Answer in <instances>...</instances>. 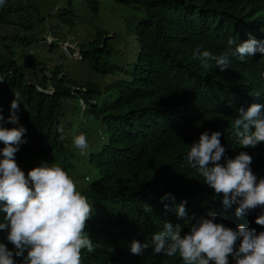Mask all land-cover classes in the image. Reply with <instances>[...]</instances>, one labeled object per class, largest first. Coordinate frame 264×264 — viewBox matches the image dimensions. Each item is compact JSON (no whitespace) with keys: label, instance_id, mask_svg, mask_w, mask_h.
Returning <instances> with one entry per match:
<instances>
[{"label":"clouds","instance_id":"1","mask_svg":"<svg viewBox=\"0 0 264 264\" xmlns=\"http://www.w3.org/2000/svg\"><path fill=\"white\" fill-rule=\"evenodd\" d=\"M184 1L162 10L154 29L136 33L130 69L100 61L98 31L93 39L83 32L87 46L81 48L70 33L64 36L61 53L89 58L99 73L128 72L126 79L62 89L60 73L38 76L32 50L26 63L0 70V264H166L149 263V254L177 264H264V0ZM9 10L0 0V16ZM8 22L0 20L7 40L39 36L40 45L51 49L56 43L52 33L36 34L34 18ZM11 26L32 31L21 36ZM164 34L176 42L173 57L199 59L204 68L202 90L210 104L179 157L189 179L205 185L214 202L193 204L175 189L135 209L111 193L91 196L90 184L99 179H92L91 154L127 124L149 122L162 102L151 72L139 68L142 47L160 45ZM26 68H33L34 78ZM130 89L136 99L125 100ZM67 96L79 105L74 121L72 104L63 107ZM46 99L49 113L38 107ZM163 102L166 114H174ZM66 109L61 122L56 115ZM174 116H165L166 127L173 129ZM50 124L58 129H45ZM62 134L68 139L63 145L50 138ZM55 153L69 156L73 167L55 162ZM81 166L89 167L84 174ZM135 210L149 221L139 232Z\"/></svg>","mask_w":264,"mask_h":264},{"label":"trees","instance_id":"2","mask_svg":"<svg viewBox=\"0 0 264 264\" xmlns=\"http://www.w3.org/2000/svg\"><path fill=\"white\" fill-rule=\"evenodd\" d=\"M32 1L19 0L18 3H15L14 0H6L10 9L8 13L16 8L24 11L30 10ZM118 1L130 4L135 9H140L138 5L143 6L145 16L136 25V33L139 32V34L149 27L154 29L159 24L156 19L162 10L167 11L168 5L177 7L185 4L184 0ZM91 7L95 12H98V5L91 4ZM8 13L0 16L2 23L9 24L8 21H5ZM36 17H32L35 20L36 34L40 36L49 34L47 31L49 28L48 18L45 15H39V12ZM27 22L28 20H26V24ZM52 34L62 37L56 33ZM106 34L108 33L104 30H98L96 54H99L98 50H105L99 46L101 39ZM8 37L7 30L0 29V70L10 62L18 63L19 55H12L16 50L10 48ZM175 50L176 42L169 39L168 34L163 35L160 45L157 44L153 48L142 47L139 70L143 74L151 72V81L156 87L157 94H161L162 102L153 108L149 122L137 120L127 124L121 130L109 135L107 144L91 154L88 164L95 171L92 179H99L90 184L89 195L111 193L123 197L126 204L134 209L139 205L147 206L158 193L171 189L183 193L193 204L197 203L203 206L214 202V197L205 185L189 179L190 171L182 169L179 157L186 139L197 129V124L194 122L200 123L204 120L210 104L208 95L202 90L204 68L201 67L199 59L178 61L172 56ZM22 63H26V61ZM104 64L107 65V62ZM123 98L134 100L136 93L130 89L125 91ZM165 98L167 107L171 106L174 114L171 112L166 114L163 102ZM48 102L49 100L46 99L44 105H38L44 113H49L51 110L47 105ZM166 115H175L173 129L164 125ZM47 128L58 129V125L50 124L45 127V129ZM50 138L58 141V145H63L68 141L63 134L59 138L54 136ZM54 161L63 163L66 167H73L66 154L55 153ZM134 214L137 219L138 232L142 231L149 225V221L138 210H135ZM131 259L132 257L128 255L127 260ZM147 260L149 263L177 264L173 258L155 254L147 255Z\"/></svg>","mask_w":264,"mask_h":264},{"label":"rangeland","instance_id":"3","mask_svg":"<svg viewBox=\"0 0 264 264\" xmlns=\"http://www.w3.org/2000/svg\"><path fill=\"white\" fill-rule=\"evenodd\" d=\"M18 3L19 0H14ZM30 10H21L16 8L7 14L5 21H25L39 15L46 16L49 20V33H56L62 37L56 38L55 45L51 48L41 46L37 40L39 36L31 40L16 39L7 40L11 45V49H15L18 54V61H25L29 57V51L34 52L32 58L36 61L34 65L40 76V71H44L42 75H55L60 73V77L64 76L61 88L68 89L71 86L87 85L89 82L105 85L115 79H126L128 72H119L117 74L99 73L90 67L91 60L88 58L84 61L73 59L69 56V52L61 53L60 45L64 41V35L70 36L80 41V47H86V32L93 38L96 37L98 30H104L108 34L100 41V46L105 50H98L100 61L119 64L132 68V63L136 59L138 42L136 34V25L141 17L144 16L143 8L135 9L132 5L120 2L118 0H98V12L91 7L89 0H33ZM40 6L39 9H37ZM71 11V12H70ZM37 18V17H36ZM59 19V21H57ZM12 33L25 36L32 29H26L22 26L8 28ZM108 36V38H106ZM68 37V36H67ZM70 52L72 49L69 50ZM25 72H31L33 68L25 69ZM31 76L34 75L31 72ZM46 78L49 82L51 79ZM34 78V77H33ZM56 81V80H55ZM100 100V99H99ZM65 108L68 104H72L73 111L71 120L74 121V112L79 109V105H74L77 99L67 96L62 98ZM61 122H64L69 116V110L66 109L60 115H56ZM87 116V113H85ZM88 120L92 118L87 116ZM74 127H69L67 132L72 131ZM97 134V131L94 135ZM88 166H81L79 171L84 174L88 170Z\"/></svg>","mask_w":264,"mask_h":264}]
</instances>
